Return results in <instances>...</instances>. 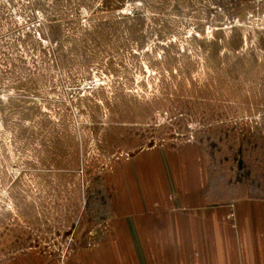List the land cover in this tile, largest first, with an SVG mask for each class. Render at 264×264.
Segmentation results:
<instances>
[{
  "label": "rangeland",
  "instance_id": "374dc122",
  "mask_svg": "<svg viewBox=\"0 0 264 264\" xmlns=\"http://www.w3.org/2000/svg\"><path fill=\"white\" fill-rule=\"evenodd\" d=\"M187 142L264 194V0H0V264L91 246L119 160Z\"/></svg>",
  "mask_w": 264,
  "mask_h": 264
},
{
  "label": "crops",
  "instance_id": "0c3cea01",
  "mask_svg": "<svg viewBox=\"0 0 264 264\" xmlns=\"http://www.w3.org/2000/svg\"><path fill=\"white\" fill-rule=\"evenodd\" d=\"M208 169L192 142L120 159L96 242L17 264H264V194L220 197Z\"/></svg>",
  "mask_w": 264,
  "mask_h": 264
}]
</instances>
